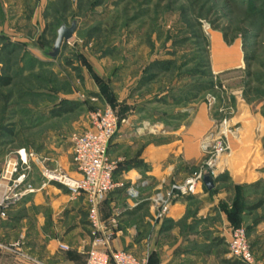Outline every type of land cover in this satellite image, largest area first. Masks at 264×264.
Masks as SVG:
<instances>
[{"label":"rangeland","instance_id":"1","mask_svg":"<svg viewBox=\"0 0 264 264\" xmlns=\"http://www.w3.org/2000/svg\"><path fill=\"white\" fill-rule=\"evenodd\" d=\"M263 11L264 0H0V74L12 77L0 87V163L20 147L48 145L52 132L70 145L83 121L89 126V112L104 106L120 122L131 106L169 122L179 115L169 100L195 93L206 104L207 94L220 95L215 85L233 103L210 69L205 41L210 46L214 31L240 43L250 72L242 99L259 105L264 117ZM72 24V37L56 51L59 28ZM160 61L170 69L155 67ZM65 100L81 105L51 116L50 108ZM213 115L235 126L232 111ZM24 216L31 228L34 217ZM0 264L33 263L1 253Z\"/></svg>","mask_w":264,"mask_h":264},{"label":"crops","instance_id":"2","mask_svg":"<svg viewBox=\"0 0 264 264\" xmlns=\"http://www.w3.org/2000/svg\"><path fill=\"white\" fill-rule=\"evenodd\" d=\"M209 63L211 72L231 93V123L237 127L229 136V155L220 160L225 171L211 189L203 183L196 194L175 202L164 220H151L147 198L158 188L186 178L201 161L199 140L216 118L201 99L176 104L169 100L179 112L169 120L172 124L159 121L157 115L134 113L131 106L108 145V156L117 165L114 180L135 186L139 203L126 210L129 201L120 187L104 199L100 212L103 217L120 214L113 249L127 250L146 264H244L226 255V240L233 227L228 211L235 205L255 259L264 264V117L259 105L242 99L245 67L240 43L227 44L214 31ZM87 126L83 121L79 130ZM67 141L52 132L48 145L25 148L45 158L50 167L76 175L71 142ZM41 166L33 161L31 182L39 189L9 209L7 219L0 221V236L5 241L23 237L25 250L44 264H84L89 246L86 200L73 198L56 183L40 188ZM258 201V207L249 208ZM24 214L34 217L31 228ZM59 243L69 250H60Z\"/></svg>","mask_w":264,"mask_h":264},{"label":"built area","instance_id":"3","mask_svg":"<svg viewBox=\"0 0 264 264\" xmlns=\"http://www.w3.org/2000/svg\"><path fill=\"white\" fill-rule=\"evenodd\" d=\"M219 86L215 85L214 88L220 95L207 94L206 105L209 111L224 114L232 111L230 98L223 92L224 88ZM88 122L87 129L73 133L70 139L76 175L59 167H50L45 158L25 147L5 155L0 163V221L7 219L9 209L21 202L26 195L39 189L31 182L33 161L38 160L42 164L39 169L40 188L56 183L67 188L73 198L82 196L86 200L89 246L85 251L84 264H146L145 260L138 259L127 250L113 249L112 241L120 232V214L103 217L100 212L104 199L120 187L124 189L129 201L124 207L126 210L139 203L135 186L114 180L116 162L108 156V145L118 130L119 117L113 108L104 106L90 111ZM236 128L224 116L213 118V126L199 140L202 158L196 170L182 180L158 188L147 198L153 222L164 220L178 200L196 194L205 175L214 180L224 173L225 168L220 160L222 156L229 155V136L234 134ZM58 247L62 251L69 250L64 243H59ZM0 252L33 264H43L25 250L23 237L5 241L0 236ZM226 255L244 264H258L245 227H230Z\"/></svg>","mask_w":264,"mask_h":264},{"label":"trees","instance_id":"4","mask_svg":"<svg viewBox=\"0 0 264 264\" xmlns=\"http://www.w3.org/2000/svg\"><path fill=\"white\" fill-rule=\"evenodd\" d=\"M262 18L264 19V11L262 12ZM223 39L225 40V42L227 44H230L232 42V39H228L227 38L226 32H223ZM205 43H206L207 47H209V41L206 40ZM208 58H209V51H208ZM0 62H2L1 58H0ZM169 64H170L169 62L160 61V62H155L154 65L158 69L166 71V70L170 69ZM246 70H247V66H246ZM248 75H250V72L247 70L246 74H245V77L248 76ZM152 79H154V76L146 78V81H151ZM11 81H12V77L10 75H2V74H0V87L10 85ZM207 89H209V90L212 89V84L207 85V86L199 85V87H197V90L195 88H193L194 91H198L197 93H201L202 91L207 90ZM243 93H244V90H243ZM196 95L197 94H195V93H193L191 95L187 94V95H184L183 97L181 96V97H179L177 99H173L171 101L176 104V103H179V102H181L183 100L184 101H188L190 99H194V98L197 97ZM80 105H81V103L78 102V101L65 100V101H62L61 103H59L58 105L51 107L49 112H50L51 116H53V117L61 116V115H64V114H68V113L74 112L76 109L79 108ZM263 148H264V143H263ZM221 176H218L217 178H215L214 181H218ZM237 202L238 201L236 200L235 203H237ZM260 203H261V201H258L257 203L251 205L249 208H251V209L252 208H256V207H258L260 205ZM236 214H237V212H236V205H235V206H233L231 208V210L228 211V215H229V218L231 220V224H232L233 227L240 226V221L238 220Z\"/></svg>","mask_w":264,"mask_h":264},{"label":"water","instance_id":"5","mask_svg":"<svg viewBox=\"0 0 264 264\" xmlns=\"http://www.w3.org/2000/svg\"><path fill=\"white\" fill-rule=\"evenodd\" d=\"M74 31H75V25L74 24H72L71 26L63 25L59 28L58 36H57L56 41H55L56 51L59 49V47L61 46V44L64 41H66L72 37ZM203 183L208 189H211L214 185V180L211 176L205 175L203 177Z\"/></svg>","mask_w":264,"mask_h":264}]
</instances>
